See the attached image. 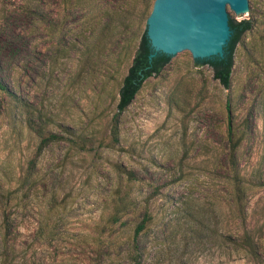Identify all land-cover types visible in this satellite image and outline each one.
<instances>
[{"label":"rangeland","instance_id":"374dc122","mask_svg":"<svg viewBox=\"0 0 264 264\" xmlns=\"http://www.w3.org/2000/svg\"><path fill=\"white\" fill-rule=\"evenodd\" d=\"M152 2L0 0V81L46 129L87 141L48 143L24 182L37 137L0 90V264H264V19L236 46L228 88L189 51L171 55L112 143Z\"/></svg>","mask_w":264,"mask_h":264},{"label":"trees","instance_id":"16d2710c","mask_svg":"<svg viewBox=\"0 0 264 264\" xmlns=\"http://www.w3.org/2000/svg\"><path fill=\"white\" fill-rule=\"evenodd\" d=\"M262 19H264V0H262L260 3L256 2L255 11L253 13H249L247 18L236 20L230 17L231 33L229 40L224 47V53L222 57H211L208 59L198 60L199 62L206 63L210 66V68L212 69V76L217 79L224 88H228L230 84V75L234 63V53L236 46L238 44H241L244 34L248 31H251L257 23L262 22ZM144 31L138 38L136 47L133 51L126 72L122 76L118 87V99L115 106L116 110L110 118L109 126V135L112 143H116L118 141V117L120 113L131 102L134 95L142 85L143 81L150 76L159 74L163 67L169 61V55H165L159 52L149 57L151 49L149 47ZM0 90L7 93L15 101L21 102V100L16 97V95L12 91H9L1 81ZM21 104L25 107L24 124L37 137L35 151L32 157L28 159L26 171L22 177V180L24 182H27L33 172L36 157L43 149V147H45L48 143L61 139H67L69 144L71 145L84 146L87 141L84 139V136L74 133L68 127H62L61 130L63 134H59L46 129L45 123L43 121V115L39 111V109H35L33 106L24 104L22 102ZM227 105L228 101H226V106ZM235 170V165H232L231 171L235 172ZM239 202L240 198L236 197L235 203L238 205ZM117 204L118 205L115 207L114 213L111 216L113 222L119 219V212L121 210L119 209V206H122L120 205L123 204L122 200H119ZM149 219V213L144 210L142 212L140 220L132 229L130 259L134 263L138 262L139 257L137 236L143 230Z\"/></svg>","mask_w":264,"mask_h":264},{"label":"water","instance_id":"95a60500","mask_svg":"<svg viewBox=\"0 0 264 264\" xmlns=\"http://www.w3.org/2000/svg\"><path fill=\"white\" fill-rule=\"evenodd\" d=\"M257 0H153L145 20L151 52L187 50L195 60L222 57L230 37V9L253 13Z\"/></svg>","mask_w":264,"mask_h":264}]
</instances>
